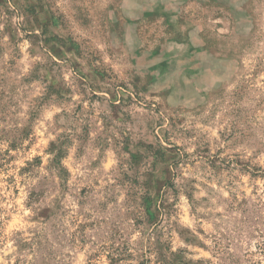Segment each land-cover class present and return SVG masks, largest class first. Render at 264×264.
Returning a JSON list of instances; mask_svg holds the SVG:
<instances>
[{
  "label": "rangeland",
  "instance_id": "obj_1",
  "mask_svg": "<svg viewBox=\"0 0 264 264\" xmlns=\"http://www.w3.org/2000/svg\"><path fill=\"white\" fill-rule=\"evenodd\" d=\"M0 264H264V0H0Z\"/></svg>",
  "mask_w": 264,
  "mask_h": 264
}]
</instances>
